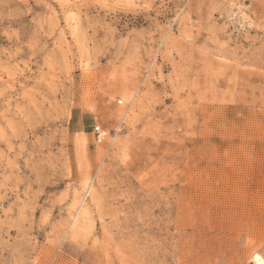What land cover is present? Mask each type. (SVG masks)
<instances>
[{
    "label": "rangeland",
    "instance_id": "1",
    "mask_svg": "<svg viewBox=\"0 0 264 264\" xmlns=\"http://www.w3.org/2000/svg\"><path fill=\"white\" fill-rule=\"evenodd\" d=\"M259 258L264 0H0V264Z\"/></svg>",
    "mask_w": 264,
    "mask_h": 264
},
{
    "label": "built area",
    "instance_id": "2",
    "mask_svg": "<svg viewBox=\"0 0 264 264\" xmlns=\"http://www.w3.org/2000/svg\"><path fill=\"white\" fill-rule=\"evenodd\" d=\"M120 103H122V101H120ZM96 132L98 134V139L102 140L104 138V132L100 129V127L96 128Z\"/></svg>",
    "mask_w": 264,
    "mask_h": 264
},
{
    "label": "bare ground",
    "instance_id": "3",
    "mask_svg": "<svg viewBox=\"0 0 264 264\" xmlns=\"http://www.w3.org/2000/svg\"><path fill=\"white\" fill-rule=\"evenodd\" d=\"M259 264H261V259L259 258Z\"/></svg>",
    "mask_w": 264,
    "mask_h": 264
}]
</instances>
